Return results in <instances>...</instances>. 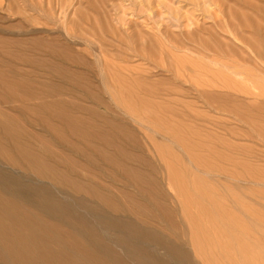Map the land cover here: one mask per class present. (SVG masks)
<instances>
[{
    "label": "rangeland",
    "instance_id": "374dc122",
    "mask_svg": "<svg viewBox=\"0 0 264 264\" xmlns=\"http://www.w3.org/2000/svg\"><path fill=\"white\" fill-rule=\"evenodd\" d=\"M255 47L264 51V0H0V175L51 193L125 264L139 261L118 237L180 264H264V60ZM24 201L48 216L36 214L42 226L53 218ZM146 225L174 250L137 245L129 227ZM1 248L0 264H15Z\"/></svg>",
    "mask_w": 264,
    "mask_h": 264
},
{
    "label": "bare ground",
    "instance_id": "6f19581e",
    "mask_svg": "<svg viewBox=\"0 0 264 264\" xmlns=\"http://www.w3.org/2000/svg\"><path fill=\"white\" fill-rule=\"evenodd\" d=\"M257 11V10H256ZM74 29V28H73ZM76 30V29H75ZM70 31V30H69ZM73 38V37H72ZM25 40V39H24ZM41 40H44V39H41ZM55 41V40H54ZM54 41H52V42H54ZM12 42V41H11ZM15 42H17V41H15ZM42 41H40V43H41ZM47 42V41H46ZM48 43H51V41H49L48 40ZM55 44H57L56 42H54ZM39 45V44H38ZM41 45L42 44H40V48H41ZM54 45V44H53ZM55 46V45H54ZM63 46V45H62ZM37 47V46H36ZM47 47V46H46ZM33 48V47H32ZM38 48H39V46H38ZM38 48H36V49H38ZM53 48V47H52ZM52 48H49V50H51ZM47 50V49H46ZM255 50H256V53H257V55L261 58V59H263L264 60V51H261L260 49H258V48H256L255 47ZM53 51V50H52ZM251 51V50H250ZM40 53V52H39ZM57 55H58V53H57ZM2 72V71H1ZM102 79V78H101ZM6 83H8L7 81H6ZM10 84H12V83H10ZM15 85V84H14ZM3 86V85H2ZM6 86V85H5ZM10 87H13V86H10ZM9 87V88H10ZM6 88V87H5ZM14 92V91H13ZM18 96V95H17ZM43 104V103H42ZM41 105V104H40ZM43 106V105H42ZM130 107V106H129ZM41 108H43V107H41ZM45 108H46V106H45ZM44 108V109H45ZM46 110V109H45ZM39 111V110H38ZM49 113V112H48ZM50 115H52L51 113H49ZM59 114V113H58ZM60 116V115H59ZM53 117V116H52ZM51 117V118H52ZM57 119V118H56ZM58 119H60V118H58ZM57 119V120H58ZM62 119V118H61ZM67 119V118H66ZM5 120V119H4ZM62 120H64V118L62 119ZM1 121L2 120H0V123H1ZM66 121H68V120H66ZM80 121H82V119L80 120ZM35 122V121H34ZM61 122V121H60ZM69 122V121H68ZM77 122V121H76ZM83 122V121H82ZM4 123V122H3ZM63 123H64V121H63ZM62 123V124H63ZM67 123V122H66ZM65 123V124H66ZM84 123V122H83ZM83 123H82V125H83ZM8 124V123H7ZM6 124V125H7ZM44 124V123H43ZM69 124V123H68ZM67 124V125H68ZM77 124V123H76ZM79 124V123H78ZM67 125H65V126H67ZM2 126H4V124L2 125ZM2 126H0V127H2ZM8 126V125H7ZM54 126V125H53ZM69 126V125H68ZM75 126H77V125H75ZM86 126V125H85ZM48 127V126H47ZM73 127V126H72ZM93 127V126H92ZM6 128V127H5ZM11 127H9V129H10ZM83 128V127H82ZM87 128V127H86ZM8 129V128H7ZM68 129V128H67ZM70 129H71V127H70ZM69 129V132H71V130ZM74 129V128H73ZM78 129V128H77ZM84 129V128H83ZM89 129H91L90 128V126H89ZM49 130H51V129H49ZM57 130V129H56ZM59 130V129H58ZM92 131H94V129H91ZM90 130V131H91ZM97 130V129H96ZM8 131V130H7ZM80 131V130H79ZM89 131V133H91ZM3 132V131H2ZM9 132V131H8ZM8 132H6V133H8ZM59 132V131H58ZM85 132H86V129H85ZM5 132H4V134H6ZM15 133V132H14ZM52 133H54V132H52ZM56 133H57V131H56ZM80 133H82V132H80ZM58 134V133H57ZM72 134V133H71ZM75 134H77V133H75ZM93 135L94 134H96L95 133V131H94V133H92ZM9 135V134H8ZM11 135V137H13L12 136V134H10ZM13 135H15V134H13ZM17 135V134H16ZM15 135V139L17 140V136ZM54 135H56V134H54ZM61 135V134H60ZM73 135V134H72ZM83 135H85V134H83ZM98 135V134H97ZM57 136H59V134L57 135ZM62 136H64L63 134L61 135V137ZM103 136V135H102ZM5 137V136H4ZM8 137V136H7ZM56 137V136H55ZM77 137V136H76ZM81 137H83V136H81ZM90 136L88 135V138H89ZM97 139V138H100L99 136H93L92 138V140L94 141V140H96L95 138ZM0 138H2V137H0ZM65 138V137H64ZM84 138V137H83ZM82 138V139H83ZM87 138V139H88ZM91 138V137H90ZM89 138V139H90ZM104 138H106V137H104ZM112 138V137H111ZM9 139V138H8ZM12 139H14V137L12 138ZM12 139L10 140H8L9 142L11 141V143H12ZM57 139H60V136H59V138H57ZM82 139H80V141H82ZM103 139V138H102ZM20 140V139H19ZM66 140V139H65ZM84 140V139H83ZM86 140V139H85ZM101 140V138L99 139V141ZM109 140V139H108ZM13 141H15V140H13ZM59 141V140H58ZM57 141V142H58ZM105 141V140H104ZM1 142V141H0ZM17 142H19L18 140H17ZM63 142V141H62ZM66 142V141H65ZM64 142V143H65ZM88 142H89V140H88ZM95 142V141H94ZM100 142H103V140H101ZM4 144L6 143L7 144V142H3ZM14 143H16V142H14ZM60 143H61V141H60ZM111 143V142H110ZM109 143V144H110ZM119 143V142H118ZM13 144V143H12ZM66 144V143H65ZM86 144V143H85ZM101 144V143H100ZM104 144V143H103ZM109 144H106L107 146L109 145ZM0 145H2V143H0ZM8 146H9V144H7ZM14 145H16V144H14ZM13 145V146H14ZM91 145L93 146V144L91 143ZM3 146V145H2ZM2 146H0V147H2ZM12 146V147H13ZM18 146H19V144L17 145V148L15 147V149H20V148H18ZM21 146V145H20ZM19 146V147H20ZM25 146V145H24ZM23 146V147H24ZM91 146V147H92ZM94 146H95V144H94ZM105 146V145H104ZM103 146V147H104ZM114 146V145H113ZM4 147V146H3ZM6 147V146H5ZM28 147V146H27ZM90 147V146H89ZM90 147V148H91ZM109 147V146H108ZM8 148V147H7ZM28 148H30V147H28ZM98 148V147H97ZM101 148V147H100ZM119 148V147H118ZM5 149V148H4ZM27 149V148H26ZM93 150H95L94 148H92ZM104 149H106L105 147H104ZM104 149H102V150H104ZM2 150V149H1ZM7 150H9V148L7 149ZM30 150H32V149H30ZM45 150V149H44ZM75 150V149H74ZM101 150V149H100ZM101 150V151H102ZM3 151V150H2ZM16 151V150H15ZM18 151V150H17ZM29 151V150H28ZM76 151V150H75ZM104 151H106V150H104ZM118 151H120V150H118ZM1 152V151H0ZM4 153H6V151L4 150L3 151ZM20 152V151H19ZM35 152V151H34ZM76 152H78V151H76ZM97 152V151H96ZM122 152V151H121ZM25 153H26V151H25ZM25 153L23 154V153H20L21 155H20V157H19V159L20 160H23L24 161V165H25V161L27 162V160L29 159V157L27 156V154L25 155ZM28 153V152H27ZM36 153H37V151H36ZM36 153H34L33 155H35ZM45 153V152H44ZM82 153V152H81ZM86 153V152H85ZM84 153V154H85ZM98 153V152H97ZM9 154H10V152H9ZM46 154V153H45ZM52 153L50 152V155L48 156V157H51V156H53V155H51ZM99 154V153H98ZM1 155V154H0ZM12 155V154H11ZM11 155H9L10 156V158L11 157H13V156H11ZM18 155V154H17ZM29 155V154H28ZM39 155V154H38ZM47 155V154H46ZM86 155H87V153H86ZM89 155V154H88ZM87 155V156H88ZM100 155V154H99ZM40 156H41V154H40ZM57 156V155H56ZM4 157V156H3ZM36 157V156H35ZM34 157V158H35ZM59 157V156H58ZM57 157V158H58ZM68 157V156H67ZM70 157V156H69ZM84 157H86V156H84ZM89 157H90V155H89ZM89 157H87V158H89ZM108 157V156H107ZM106 157V158H107ZM111 157V156H110ZM8 158V157H7ZM7 158H5V159H7ZM42 158H43V156H42ZM42 158H40V159H42ZM45 158L46 157H44V160H45ZM86 158V159H87ZM106 158H104V156H103V159H106ZM12 159V158H11ZM14 161L16 160L17 161V159H15V156H14ZM13 159L11 160V162L13 161ZM48 158H46V160H47ZM64 159V158H63ZM111 159V158H110ZM34 160H36V159H34ZM43 160V159H42ZM41 160V161H42ZM87 160H89V159H87ZM107 160V159H106ZM112 160V159H111ZM111 160H109V161H111ZM29 161V160H28ZM33 161V160H32ZM108 161V160H107ZM106 161V162H107ZM112 161H114V160H112ZM42 162H44V161H42ZM48 161H46L45 163H47ZM115 162V161H114ZM9 163H10V161H9ZM17 163H19V162H14V164H17ZM36 163H37V161H36ZM38 163H40L41 165H42V163L41 162H39V160H38ZM37 163V166H39V164ZM78 163V162H77ZM109 163H111V162H109ZM116 163V162H115ZM115 163H112V164H115ZM13 164V165H14ZM20 164V163H19ZM30 164H32V162H30ZM35 164V163H34ZM34 164H32V165H34ZM21 165H23V163L21 164ZM28 166V171H30L29 169V167H31L32 168V165L31 166H29V164H27ZM49 165H51V163H49L48 164V166ZM116 165V164H115ZM26 166V165H25ZM44 167H45V164L43 165ZM118 166H119V164H118ZM123 166V165H122ZM19 167V166H18ZM26 167V168H27ZM15 168H17V166L15 167ZM43 168V167H42ZM42 168H40L41 170H42ZM47 168V167H46ZM51 168V167H50ZM49 167H48V169H50ZM53 168H56V167H53ZM119 169H120V166L118 167ZM122 168H124V167H121V171L123 170ZM47 169V170H48ZM52 169V168H51ZM50 169V170H51ZM73 169V168H72ZM125 169V168H124ZM55 170V169H54ZM56 170H58L57 168H56ZM56 170L55 171H53V169H52V173H55L56 172ZM71 170V169H70ZM69 170V172H71ZM129 170V169H128ZM34 171V170H33ZM33 171H32V169H31V173H33ZM38 171V170H37ZM36 171V172H37ZM40 171V170H39ZM39 171L37 172V173H39ZM43 171V170H42ZM45 171V170H44ZM59 172H61L60 170H58ZM130 171V170H129ZM25 172H27V171H25ZM46 173V172H45ZM74 173V172H73ZM124 173H126L125 171H124ZM13 174V173H12ZM39 174H41V173H39ZM43 174V173H42ZM42 174H41V176H42ZM46 174H48V173H46ZM78 174V173H77ZM6 175V174H5ZM37 175V174H36ZM53 175H55V176H58V174L56 175V173L55 174H53ZM67 175V174H66ZM82 175V174H81ZM7 176V175H6ZM3 176V175H0V241L2 242V244H1V247H3V251L5 252V250H6V253H7V256L9 255L10 257L9 258H11V260H13L14 261V263L15 264H125V262H122L121 260H120V255H116L112 250H110V248L107 246V245H105L104 243H109V242H104L103 240L102 241H100L99 239H98V237H96L95 235L94 236H92L91 234H89V235H91V237H86L87 235V233H89V231H91V230H89L88 228H87V226H85L84 224H83V222L82 221H80V220H77L75 217H74V215H72V213H71V211H70V209H69V207L66 205V204H64V203H62L58 198H56L55 196H53L51 193H49V192H46V191H36L35 189H29V190H27V188H26V190H24L22 187H21V185L19 184V183H17V181L16 182H14V181H12V180H10L9 179V177L7 176ZM41 176H38L39 178H41ZM49 176L50 177H52L50 174H49ZM69 176V175H68ZM68 176H64V177H68ZM70 176H71V173H70ZM42 177H44V174H43V176ZM60 177V176H59ZM10 178H12V177H10ZM45 178H47V177H44V180H46ZM56 178V177H55ZM61 178V177H60ZM60 178H58V179H60ZM63 178V177H62ZM62 178H61V180H62ZM72 178V177H71ZM92 178V177H91ZM13 179H14V177H13ZM20 179V178H19ZM57 179V178H56ZM65 179V178H64ZM63 179V180H64ZM75 179H76V177H75ZM79 179V178H78ZM77 179V180H78ZM17 180V179H16ZM26 180V179H25ZM41 180V179H40ZM48 180V179H47ZM46 180V181H47ZM61 180H59V181H61ZM63 180H62V182H63ZM71 179L69 178V181H70ZM73 180H74V178H73ZM80 180V179H79ZM82 180V179H81ZM80 180V181H81ZM87 180H91L90 179V177H89V179H87ZM86 180V181H87ZM142 180V179H141ZM19 181V180H18ZM22 181V180H21ZM30 181V180H29ZM42 181V180H41ZM68 181V178H67V180L65 181V182H67ZM94 181V180H93ZM92 181V182H93ZM64 182V183H65ZM72 182H77V181H72L71 180V183ZM83 182H85V181H83ZM88 182V181H87ZM87 182H85V185H86V183ZM42 183V182H41ZM63 183V184H64ZM68 183V182H67ZM79 183V182H78ZM185 183V182H184ZM25 184V183H24ZM43 184H45V183H43ZM73 184V183H72ZM75 184V183H74ZM91 183L89 182V185H90ZM65 185V184H64ZM70 185V184H69ZM79 185V184H78ZM66 186H68V185H66ZM77 186V185H76ZM88 186V185H87ZM92 186V185H91ZM91 186H88L89 188L91 187ZM44 187V186H43ZM54 187V186H53ZM61 187H62V185H61ZM60 187V188H61ZM73 187H75L74 185H73ZM49 188H51V187H49ZM55 188V187H54ZM68 188V187H67ZM69 188H72V187H70L69 186ZM77 188H78V186H77ZM88 188V189H89ZM96 188V187H95ZM7 189H9L13 194H9V192H7ZM46 189H48V186H47V188ZM52 189V188H51ZM50 189V190H51ZM76 189V188H75ZM87 189V190H88ZM6 190V192L9 194V196H14V197H16V198H14L13 196V198H7V197H5V196H3V195H5L4 194V191ZM98 190V189H97ZM90 190H88V192L86 193L87 195H88V193H90V194H92L91 193V191L89 192ZM94 191H95V189H94ZM99 191V190H98ZM51 192V191H50ZM56 192H57V189H56ZM63 192V191H62ZM76 192V191H75ZM53 193H55L54 191H53ZM65 193V192H64ZM85 193V192H84ZM97 193H101L100 191L99 192H96V194ZM143 193V192H142ZM145 193V192H144ZM6 196H8L7 194H6ZM58 196H59V194H58ZM76 196V195H75ZM90 196V195H89ZM95 196V195H94ZM94 196L92 197L93 199H94ZM103 196H105V194L103 195ZM107 196V195H106ZM64 197V196H63ZM99 197V196H98ZM99 198H101V196L99 197ZM106 198V197H105ZM109 199H111V198H109ZM24 200H26L27 202H30V207H31V204L33 205V207L35 206V208L36 207H40L41 208V210H42V212H44V213H47V214H50L51 216H53V218H51V219H48V220H45L46 219V217H48V216H43V217H45V221H47V222H49L48 224H46V223H44L43 222V226L41 225L42 223H41V220L39 219L38 220V218L39 217H42L41 215H39V214H37V213H41V212H37V213H35V215L34 214H32L33 212H35L36 210H34L33 211V209H32V213H30V211H27V209L26 210H24V208H27V206H29V205H25V207L23 208V204H24ZM95 201H96V199H94ZM99 200V199H98ZM108 200V199H107ZM112 200V199H111ZM24 201V202H23ZM21 202L23 203V204H21ZM99 202H100V200H99ZM74 203V202H73ZM104 203H106V202H104ZM112 203V202H111ZM29 204V203H28ZM78 204V203H77ZM100 204H102V202H100ZM107 205H111V204H108V203H106ZM23 205V206H22ZM76 205V204H75ZM89 206V205H88ZM114 205H112V207H113ZM104 207V206H103ZM163 207V206H162ZM32 208V207H31ZM31 208H28L29 210L31 209ZM90 208H93V207H90ZM106 208V207H105ZM114 208V207H113ZM118 208V207H117ZM94 209V208H93ZM93 209H91V210H93ZM107 209V208H106ZM105 209V210H106ZM109 209V208H108ZM112 210H115V209H112ZM82 211V210H81ZM95 211V210H94ZM107 211V210H106ZM99 212H103V210L102 211H99ZM36 214H37V216H39V217H37L36 216ZM42 214V213H41ZM105 214V213H104ZM99 215V214H98ZM97 215V217H99ZM102 216H104L103 214H101ZM100 215V216H101ZM43 217L41 218V219H43ZM55 217H57V218H60V219H62V220H64L65 221V223H67L68 225H69V227L70 226H73L74 228H75V231H72V232H70V230L66 227L65 228V226H63L65 223H62V221H60L63 225V230L64 229H66V231H62V227L61 226H59V227H57L56 225V222L55 221H58V220H56V219H54ZM106 217H107V214H106ZM101 218V217H100ZM99 218V219H100ZM103 218V217H102ZM101 218V219H102ZM105 218V217H104ZM104 218L101 220L102 222H103V220H104ZM109 218H111V217H108V219ZM106 219V223L108 224V221H107V218H105ZM112 219L113 218H111V220L110 221H112ZM55 220V221H54ZM95 220V219H94ZM116 220H118L119 222H116L115 221V223H119L120 224V220L117 218ZM43 221V220H42ZM60 222H59V224H60ZM104 222H105V220H104ZM103 222V223H104ZM121 222H122V220H121ZM137 222V221H136ZM139 222H143V221H139ZM145 222V221H144ZM147 222V221H146ZM41 223V224H40ZM138 223V222H137ZM6 224H10V225H12L13 227H14V231H13V229H12V232L11 231H9V230H6V228L4 227V226H6ZM123 224V223H122ZM126 224H128L127 222H126ZM130 224V223H129ZM136 224V223H135ZM134 224V225H135ZM146 224H148V223H146ZM66 225V224H65ZM124 225V227H125V224H123ZM138 225V224H137ZM140 225V224H139ZM144 225H145V223H144ZM8 226V225H7ZM38 226H41V227H38ZM117 226V225H116ZM130 226V225H129ZM128 226V227H129ZM133 226V225H132ZM136 226V225H135ZM141 226V225H140ZM139 226V227H140ZM147 226V225H146ZM9 227V226H8ZM109 227V226H108ZM142 227H145V226H142ZM37 228H40L39 230H37ZM58 228H61V231L59 232V230H58ZM123 228V227H122ZM127 228V227H126ZM137 228V227H136ZM135 227H129V229H131L130 231H131V237L133 238V240L136 242V244L138 245V243H140L141 241H145V240H147V241H149V243L150 244H152L153 245V247H157V248H161V249H164L165 251H166V253H168L169 254V252H171L172 250H174V248L173 247H169V245L168 244H166V243H164V240L162 241V240H160V239H157V238H151L150 237V231L149 230H147V228H148V226L146 227V228H144V229H146V230H138V228L136 229ZM8 229V228H7ZM9 229L11 230V228L9 227ZM67 229H68V231H67ZM93 229V228H92ZM111 229V228H110ZM116 229H119V228H116ZM140 229V228H139ZM115 230V229H114ZM128 230V229H127ZM156 230V229H155ZM159 230V229H158ZM77 231H78V233H82V236L83 237H81V235H80V237H81V239H80V241H79V239H77L76 237H75V234H78L77 233ZM125 231V230H124ZM92 232V231H91ZM99 232V231H98ZM113 232H115V231H113ZM117 232V231H116ZM201 232V231H200ZM49 233V236H52V235H54V240L53 241H51V240H49L47 237H46V235ZM118 233V232H117ZM127 233V232H126ZM45 236H44V235ZM52 234V235H51ZM83 234H85L86 236H84ZM99 234H101V233H99ZM104 234V233H103ZM119 234V233H118ZM118 234H116L117 236H118ZM98 235V234H97ZM121 235V234H120ZM147 235H149V237L150 238H148L147 237ZM157 235V234H156ZM77 236V235H76ZM79 237V238H80ZM12 238H14L13 240H12ZM104 239H105V237H104ZM116 240H118L119 241V244H121V246L123 245L124 247H127L129 250H130V255H132L137 261H139V264H180V263H178V262H171V261H168L167 259H165L164 258V256L162 257V256H159L158 255V253L157 252H155V251H147V252H143L142 250H139V249H137L136 248V246L135 245H133V244H130V243H128L125 239H123V238H120V237H118ZM118 241H117V243H118ZM103 242V243H102ZM133 242V241H132ZM196 242V241H195ZM167 243H168V241H167ZM53 244H60V245H65L66 247L68 246V250H67V252L65 253V254H60V252H57L56 251V246L54 247V245ZM118 244V245H119ZM144 245V244H143ZM172 246V245H171ZM0 247V248H1ZM55 248L54 250L52 249V248ZM65 247V248H66ZM70 247L72 248V250L70 249ZM123 247V248H124ZM58 248L60 249V247L58 246ZM61 248H62V246H61ZM126 248V249H127ZM173 248V249H172ZM58 249V250H59ZM64 249V248H63ZM62 249V250H63ZM67 249V248H66ZM66 249H64V250H66ZM126 249H123L124 251L126 250ZM141 249V248H140ZM196 249V248H195ZM217 249V248H216ZM252 249V248H251ZM1 251H2V248L0 249ZM154 250V249H153ZM246 250H248L247 248H246ZM115 251V250H114ZM196 251V250H195ZM217 251V250H216ZM227 251H228V249H227ZM251 251H253V250H251ZM126 252H128L129 253V251H126ZM174 252V251H173ZM187 252V251H186ZM224 252V251H223ZM246 252H248V251H246ZM250 252V251H249ZM248 252V253H249ZM1 253V252H0ZM63 253H64V251H63ZM176 253V252H175ZM184 253V252H183ZM182 253V254H183ZM245 253V252H244ZM251 253V252H250ZM253 254V253H252ZM170 255H172V253H170ZM175 255V254H174ZM254 255V254H253ZM3 256V255H2ZM1 256V257H2ZM4 256H5V254H4ZM122 256V255H121ZM167 256V255H166ZM175 256H177V258L179 259V257H178V255H175ZM185 256V255H184ZM228 256V255H227ZM168 257V256H167ZM186 257V256H185ZM8 258V259H9ZM180 258H182V257H180ZM186 258H188V257H186ZM202 258V257H201ZM252 258V257H251ZM251 258L249 257L247 260L249 261V260H251ZM264 259V258H263ZM123 260H125L124 258H123ZM182 260V259H181ZM228 260H231V259H229L228 258ZM246 260V262L248 263V261ZM256 260H257V258H256ZM13 261H11V262H13ZM125 261H127V260H125ZM245 261V260H244ZM251 261H254V260H251ZM251 261L249 262V263H251ZM260 261V260H259ZM188 262V261H187ZM186 261H185V263H187ZM230 263H232V261H229ZM255 262V261H254ZM261 262V261H260ZM259 262V263H260ZM128 263V262H127ZM253 263V262H252ZM251 263V264H252ZM258 263V262H257ZM256 263V264H257ZM254 264V263H253ZM263 264V263H262Z\"/></svg>",
    "mask_w": 264,
    "mask_h": 264
}]
</instances>
